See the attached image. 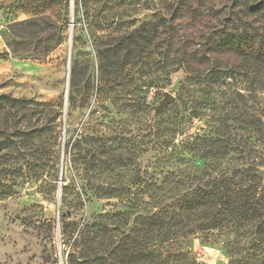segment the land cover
<instances>
[{
  "label": "rangeland",
  "instance_id": "1",
  "mask_svg": "<svg viewBox=\"0 0 264 264\" xmlns=\"http://www.w3.org/2000/svg\"><path fill=\"white\" fill-rule=\"evenodd\" d=\"M175 1L0 0V96L34 101L11 115V104L0 101V126H8L13 140L3 162L11 196L0 199V264H68L81 229L100 217L135 215L129 221L135 228L137 215L146 212L121 206L123 198L106 199L102 189L135 192L139 183H160L169 171L205 164H215L214 178L264 160V141L248 122L264 111V88L240 56L196 47L211 67L236 69L206 110L198 107L200 87L181 90L187 73L171 71L173 53L165 44L151 43L136 56L133 31L163 18ZM189 2L185 37L225 29L206 0ZM227 6L230 13L232 4ZM240 20L228 27L260 32L251 45L264 54V14ZM219 127L233 142L230 157L217 159L208 154L214 147L205 145L199 153L184 148L195 134L211 136ZM15 128L23 132L20 138ZM224 243L225 236L213 233L195 240L192 251L201 263L230 264ZM132 264L150 263L136 257Z\"/></svg>",
  "mask_w": 264,
  "mask_h": 264
},
{
  "label": "trees",
  "instance_id": "2",
  "mask_svg": "<svg viewBox=\"0 0 264 264\" xmlns=\"http://www.w3.org/2000/svg\"><path fill=\"white\" fill-rule=\"evenodd\" d=\"M189 1L177 0L169 4L165 7L163 18L133 31L136 56L143 57L151 43L165 44L166 49L173 53L169 63L171 71L177 73L183 69L187 73L181 90L200 87L204 96L197 103L204 110L213 107L214 100L211 98L215 89L228 76L234 78L236 69L231 67L224 72L215 65L211 67L209 59L196 49L198 45L225 53L234 52L240 56L242 66L252 68L256 85L264 88V54L251 45L255 38L261 37L260 32L253 36L245 26L228 27V23L240 20L241 15H263L264 0H206L210 11L216 10L215 17L224 20L226 27L211 36L192 40L183 32L191 27L186 25L182 28V21L190 12L189 4L192 3ZM227 3L232 4L230 13ZM260 45L264 47V44ZM244 71L246 73V69ZM0 101L11 104V110L6 115H11L12 109L18 105L26 107L34 103L5 95L0 96ZM40 106L53 110L50 104L42 103ZM258 115L248 122L259 139L264 141V111ZM217 121L220 120H214V123ZM223 129L216 128V131L210 132L211 136L195 134L191 141L189 139L184 143V148L199 153L203 145L214 147L208 154L224 160L235 148L232 141L224 139ZM8 131V126H0V199L11 196L9 185L4 184L8 169L3 167L7 149L13 143ZM15 132L19 138L23 134L21 129L15 128ZM214 134L217 136L215 139ZM17 154L24 159L28 153L17 150ZM263 167L264 160L248 161L241 168L222 172L213 178L210 172L215 170V164H205L199 169L191 167L169 171L160 183L137 184L133 187L135 192L132 188L102 189L100 194L106 199L123 198L121 206L125 202L130 206L129 210L146 213L137 215L135 228L130 227L129 222L135 215L126 213L100 217L92 224L86 222L69 254L68 264H132L136 257L146 259L150 264H204L192 251V243L213 233L225 236L223 250L230 264H264ZM115 238L120 240L116 242ZM143 247H146L147 253L142 250Z\"/></svg>",
  "mask_w": 264,
  "mask_h": 264
},
{
  "label": "water",
  "instance_id": "3",
  "mask_svg": "<svg viewBox=\"0 0 264 264\" xmlns=\"http://www.w3.org/2000/svg\"><path fill=\"white\" fill-rule=\"evenodd\" d=\"M69 52H70V55H71V47H70ZM203 52L205 53V52H206V49H204ZM68 83H69V82H68ZM69 89H70V83H69ZM171 100H172V96L169 95V96L166 98V101L164 102V107H166V105H167Z\"/></svg>",
  "mask_w": 264,
  "mask_h": 264
}]
</instances>
